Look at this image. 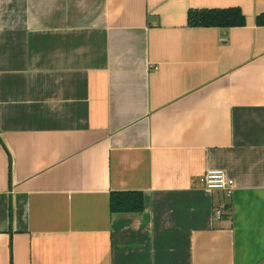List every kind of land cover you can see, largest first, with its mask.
Instances as JSON below:
<instances>
[{"label":"crops","instance_id":"obj_1","mask_svg":"<svg viewBox=\"0 0 264 264\" xmlns=\"http://www.w3.org/2000/svg\"><path fill=\"white\" fill-rule=\"evenodd\" d=\"M0 264H264V0H0Z\"/></svg>","mask_w":264,"mask_h":264},{"label":"trees","instance_id":"obj_2","mask_svg":"<svg viewBox=\"0 0 264 264\" xmlns=\"http://www.w3.org/2000/svg\"><path fill=\"white\" fill-rule=\"evenodd\" d=\"M191 26L202 28H241L246 21L239 9L202 10L191 12L188 15ZM109 210L112 214H138L144 210L145 201L141 192H116L109 196Z\"/></svg>","mask_w":264,"mask_h":264},{"label":"built area","instance_id":"obj_3","mask_svg":"<svg viewBox=\"0 0 264 264\" xmlns=\"http://www.w3.org/2000/svg\"><path fill=\"white\" fill-rule=\"evenodd\" d=\"M156 69V68H154ZM198 183L209 192H222L226 198H231L235 191V182L229 179L223 170L206 171L198 179ZM220 212L216 213L217 220L220 218Z\"/></svg>","mask_w":264,"mask_h":264}]
</instances>
